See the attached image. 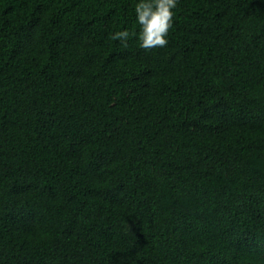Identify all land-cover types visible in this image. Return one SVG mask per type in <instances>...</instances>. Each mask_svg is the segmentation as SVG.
<instances>
[{"label":"trees","instance_id":"obj_1","mask_svg":"<svg viewBox=\"0 0 264 264\" xmlns=\"http://www.w3.org/2000/svg\"><path fill=\"white\" fill-rule=\"evenodd\" d=\"M138 2L0 0V264H264V0Z\"/></svg>","mask_w":264,"mask_h":264},{"label":"clouds","instance_id":"obj_2","mask_svg":"<svg viewBox=\"0 0 264 264\" xmlns=\"http://www.w3.org/2000/svg\"><path fill=\"white\" fill-rule=\"evenodd\" d=\"M178 0H139L135 6V14L139 32V46L145 51L166 47L167 36L173 26L174 11ZM131 35L128 30L117 31L112 35L113 40H118L123 47Z\"/></svg>","mask_w":264,"mask_h":264}]
</instances>
